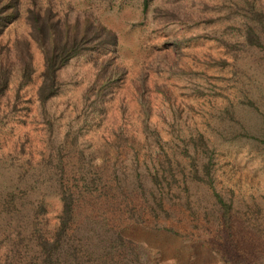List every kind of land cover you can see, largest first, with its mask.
I'll return each instance as SVG.
<instances>
[{
	"label": "rangeland",
	"instance_id": "1",
	"mask_svg": "<svg viewBox=\"0 0 264 264\" xmlns=\"http://www.w3.org/2000/svg\"><path fill=\"white\" fill-rule=\"evenodd\" d=\"M79 1L117 48L73 56L39 107L33 46L17 110L0 118V264H45L63 190L76 208L47 264H264V0L58 7ZM98 61L114 73L104 86Z\"/></svg>",
	"mask_w": 264,
	"mask_h": 264
},
{
	"label": "trees",
	"instance_id": "2",
	"mask_svg": "<svg viewBox=\"0 0 264 264\" xmlns=\"http://www.w3.org/2000/svg\"><path fill=\"white\" fill-rule=\"evenodd\" d=\"M81 2L74 4L75 10L69 14L68 7L60 10L58 4L62 3H59V0L58 3L56 0H0V118L8 112L17 110L20 90L28 83L35 70L33 46L38 49L41 60V67L37 73L39 81L33 92L39 107L57 93L60 85L59 69L73 56L87 53L90 49L96 51L105 49L104 51H109L112 55L115 53L116 32L97 14L80 9ZM256 11L258 23L264 29V17L261 16L263 14ZM246 38L250 40L249 32L246 33ZM98 66L100 85L104 86L114 77V73H111L112 69L107 70L104 67L103 61H98ZM98 93L97 89L94 90V94ZM95 101L94 96L92 102ZM46 123L50 124L48 119ZM49 134L52 140L53 135ZM207 156L210 160V155ZM194 164L195 162L192 167L196 171ZM206 165L202 169L204 174L210 175L209 164ZM169 169L168 164L162 168L165 172ZM151 181L155 179L151 178ZM85 186L86 182H82L81 187ZM211 188L213 189L212 185ZM213 195L218 203L222 222L227 225L231 202L223 199L215 190ZM59 201L60 207L52 237H44L41 242L44 250L42 261L45 264L58 258L57 243L61 236L67 235L66 230L76 208L71 191L63 190L59 195Z\"/></svg>",
	"mask_w": 264,
	"mask_h": 264
}]
</instances>
